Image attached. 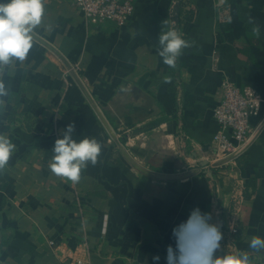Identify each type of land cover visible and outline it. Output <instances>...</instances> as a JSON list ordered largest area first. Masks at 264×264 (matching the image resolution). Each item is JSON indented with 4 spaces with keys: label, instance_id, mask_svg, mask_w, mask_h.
<instances>
[{
    "label": "crops",
    "instance_id": "crops-1",
    "mask_svg": "<svg viewBox=\"0 0 264 264\" xmlns=\"http://www.w3.org/2000/svg\"><path fill=\"white\" fill-rule=\"evenodd\" d=\"M43 2L26 59L0 67V134L16 145L0 169V264H64L72 251L91 264H166L172 229L194 208L221 230L217 254L264 264L249 247L264 237V126L218 165L210 146L223 77L264 98V0H186L175 66L158 54L172 0H135L122 26ZM261 118L264 108L250 122ZM69 123L102 145L77 182L49 168Z\"/></svg>",
    "mask_w": 264,
    "mask_h": 264
},
{
    "label": "clouds",
    "instance_id": "clouds-1",
    "mask_svg": "<svg viewBox=\"0 0 264 264\" xmlns=\"http://www.w3.org/2000/svg\"><path fill=\"white\" fill-rule=\"evenodd\" d=\"M45 13L43 0H0V67L10 64L14 59L23 61L33 47V33L42 23ZM159 56L169 66H175L182 49L188 42L175 28L158 35ZM6 94V88L0 81V95ZM74 125L65 126L60 137L52 147L54 153L50 170L72 182L80 179L81 170L88 163L95 164L101 152V143L96 138L75 139ZM16 149L10 137L0 134V169L4 168ZM175 248L166 249V264H250L246 252H221L223 234L210 215L194 208L187 219L172 229ZM249 247L264 249V237L255 235ZM153 261L160 260L159 255Z\"/></svg>",
    "mask_w": 264,
    "mask_h": 264
},
{
    "label": "built area",
    "instance_id": "built-area-1",
    "mask_svg": "<svg viewBox=\"0 0 264 264\" xmlns=\"http://www.w3.org/2000/svg\"><path fill=\"white\" fill-rule=\"evenodd\" d=\"M69 1L82 13L86 23L111 22L116 26H122L128 21L134 10L135 2V0ZM178 6L186 8V0H172L166 31L175 28L179 33ZM263 108L264 98L254 88L238 86L226 77L221 79L219 99L213 107V117L218 124V130L210 145L214 155L213 161L224 159L241 150L250 141L263 120L261 118L259 124L254 127L250 122V118L259 116ZM244 150L245 148L240 153ZM235 231V227L232 226L227 232L233 233ZM64 264H91V262L87 255L72 251L66 257Z\"/></svg>",
    "mask_w": 264,
    "mask_h": 264
},
{
    "label": "water",
    "instance_id": "water-1",
    "mask_svg": "<svg viewBox=\"0 0 264 264\" xmlns=\"http://www.w3.org/2000/svg\"><path fill=\"white\" fill-rule=\"evenodd\" d=\"M263 126H264V118H263L262 122L260 123V125L258 126V128L256 129V131L253 134V136L250 139V141L241 150H239V151H237V152L229 155L228 157H226L224 159H220V160L216 161L214 163V165H218V164L223 163L225 161H228V160H230L232 158H235L244 148H246L252 142V140L259 134V132L261 131V129L263 128Z\"/></svg>",
    "mask_w": 264,
    "mask_h": 264
}]
</instances>
